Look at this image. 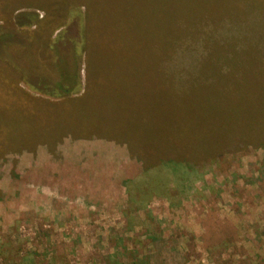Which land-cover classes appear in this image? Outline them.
<instances>
[{"label": "rangeland", "instance_id": "1", "mask_svg": "<svg viewBox=\"0 0 264 264\" xmlns=\"http://www.w3.org/2000/svg\"><path fill=\"white\" fill-rule=\"evenodd\" d=\"M19 1L0 0V4ZM112 2L109 16L90 20L91 30L98 28L90 50L95 62L116 64L123 57L122 63L128 64L133 60L131 53L140 62L141 45L161 40L145 23L175 25L178 18V9H158L163 3L191 7L193 12L200 6H256L258 10L241 24L249 19L256 24L247 39L257 49L252 66L257 68V84L263 86L255 91L264 114V0ZM77 18L73 13L64 20L63 15H51L47 9L24 5L15 9L11 20L0 16V30L13 28L19 34L37 36L40 25L47 21L58 23L51 31L53 40L75 41ZM224 26L220 31L223 39L244 49L247 31ZM35 36L18 39L37 46ZM173 41L175 51L165 66L176 76L177 86L185 87L192 74H199L200 61L209 53L202 39L187 38L181 46L177 44L180 40ZM23 50L16 57L21 53L28 69L38 52L32 47ZM80 59L76 88L68 96L49 94L35 78H24L27 73L23 70L17 71V88L21 95L50 105L81 98L87 93L88 68L94 61L87 51ZM211 75L216 82L220 80L214 90L225 87L221 74ZM128 84L118 79L111 86L124 102L134 98ZM219 92L222 96L223 91ZM220 102L215 100L217 105ZM246 104L249 106L248 101ZM6 105L0 98V140L17 142L18 147L0 156V264H264V147L240 146L239 151L208 163L155 161L146 172L143 158L132 154L126 142L115 140L106 129L89 133L85 129H90L89 119L71 114L72 108L57 123L58 130L70 126L74 134L60 133L55 140L49 134L36 141L37 132L55 114L42 109L28 117V122L21 112ZM211 107H215L214 101ZM248 110L255 112L256 107ZM23 118L27 122L20 135L16 121ZM79 121L84 125L76 128Z\"/></svg>", "mask_w": 264, "mask_h": 264}, {"label": "trees", "instance_id": "2", "mask_svg": "<svg viewBox=\"0 0 264 264\" xmlns=\"http://www.w3.org/2000/svg\"><path fill=\"white\" fill-rule=\"evenodd\" d=\"M112 3V0H20L16 5L0 4V16L6 20H11L15 9L24 5L47 9L51 15H63L64 20L72 17L73 13L76 18L78 14L81 15L76 20L79 31L75 41L67 42L62 37L53 40L51 31L58 23L53 25L47 21L40 25L37 36L33 33L19 34L13 28L0 30V98L7 102L6 106L10 110L21 112L28 122V117L42 109L55 114L53 120L37 132L36 141L47 138L49 134L51 140H55L60 133L74 134V128L70 126L64 130L59 127V131L57 123V120L63 119L66 114L64 112L68 111L66 109L72 108L71 114L89 119L90 129L85 128L89 133L96 134L95 131L106 129L115 140L126 142L130 152L141 156L145 165H148L145 166L146 172H149L148 167L155 161H168L172 164L176 160L208 163L222 158L230 151H239L240 146L264 147V114L260 107V97L257 102V92L263 86L257 84V68L252 66L255 58L253 54H257L256 46L247 39L253 32L250 28H253L252 25L256 27V24L250 19L246 20L247 24H241L245 22L243 18L248 19L258 10L256 6H200L193 12L191 7L163 3L158 9H178V18L175 25L145 23V26L158 32L161 40L159 44L155 43L156 38L153 45L143 44L139 51L136 50L137 54L142 55L140 62L135 60L134 53L129 55L133 60L128 64L122 63L123 57L116 64L99 60L95 62L90 50L92 37L98 28L91 30L90 20L94 18L98 21L103 16H109L111 9L108 5ZM228 25L241 27L244 33L247 31L244 36L246 43H242L244 49L239 50L230 39H223L220 31ZM32 36L38 41L37 46H33L32 41L26 44L18 39ZM187 38L193 41L202 39L209 54L202 57L197 70L199 74L195 72L191 75L188 86L179 87L176 76L174 78L169 73L165 63L175 51L173 40H180L177 44L181 46ZM145 43H149L148 40ZM26 47H32L35 54L38 52L35 56L38 61L35 59L31 62L28 69L24 67L26 58L21 55ZM86 51L90 59L93 58L94 64L88 68L85 96L50 105L21 95L16 85V74L21 70L27 73L24 78H35L49 94L68 96L73 93L81 66L80 58ZM18 52L21 53L16 57ZM124 65H128V69ZM206 65L209 67L204 69ZM5 70L10 76L6 77ZM211 73L221 74L224 88L214 90L220 80L216 82ZM118 79L129 83L127 90L134 95L132 100L124 102L113 94L111 86ZM219 91H223L222 96H219ZM215 100L222 102L217 105ZM213 101L215 107L212 109ZM251 107H256V111L250 112L248 108ZM24 118L16 121V133L20 135L27 122ZM72 120L69 117L67 121L71 124ZM83 125L79 121L76 128ZM16 145L17 142L0 140V156L18 147Z\"/></svg>", "mask_w": 264, "mask_h": 264}]
</instances>
